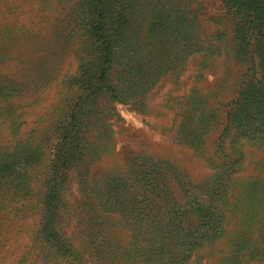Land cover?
Instances as JSON below:
<instances>
[{"label":"rangeland","instance_id":"obj_1","mask_svg":"<svg viewBox=\"0 0 264 264\" xmlns=\"http://www.w3.org/2000/svg\"><path fill=\"white\" fill-rule=\"evenodd\" d=\"M129 11L131 58L174 63L160 65L162 74L143 87L137 71L150 77L154 66L148 60L129 69L120 51L107 77L117 97L105 90L87 96L79 82L94 58L87 0H0V264H76L56 252L58 239L86 264H170L171 256L182 264L189 234L176 223L171 242L156 237L162 256L142 260L131 252L134 227L150 218L151 181H163L179 221L191 225L197 205L219 208L229 187L227 239L197 262L196 252L185 251V264H215L242 230L261 234L264 146L243 140L233 157L232 137L223 135L230 103L261 63L236 55L221 0H133ZM155 19L162 35L149 31ZM217 32L225 34L220 52L210 49L201 62ZM227 157L225 187L216 174ZM129 217L137 221L132 227ZM256 258L243 264H264Z\"/></svg>","mask_w":264,"mask_h":264},{"label":"trees","instance_id":"obj_2","mask_svg":"<svg viewBox=\"0 0 264 264\" xmlns=\"http://www.w3.org/2000/svg\"><path fill=\"white\" fill-rule=\"evenodd\" d=\"M221 2L224 4L227 18L231 22L230 41L234 46L232 48H234L236 55L245 56L249 54L250 59L257 57L259 64L261 63L260 71H257L258 76L249 78L244 82L226 112V125L223 129L225 134L223 135L232 137L229 145V148L231 146L229 155L234 157V155H239V146H241L243 140L264 146V0H221ZM87 4L91 11V22L88 31L94 42V58L89 64L84 65L83 74L79 80L85 95L89 96L94 91L105 90L117 97L112 85L108 83L107 77L110 65L114 60L118 59L120 51L125 52V55L120 58L126 59L123 64L129 69H134L138 62L142 64L150 61L154 66V72L150 75V77H154L151 80L148 77L149 71H137V78H139L143 87L152 83L155 78L162 74V71L158 68L160 65L174 63L172 59L167 57L150 58V60L146 56L139 59L131 58L135 55L132 52V17H130L129 11L133 0H87ZM160 20L151 21L149 26L151 34L162 35L161 29L164 24L161 25L162 22ZM224 35L222 32L215 34L213 41H210L209 45L204 47L206 54L203 55L204 58L201 62L205 63L209 59L210 49H214L211 54L220 52ZM201 44L203 43L201 42ZM203 115L204 112L202 113L200 109L195 117L201 119ZM200 130L204 131V128ZM219 152L222 153L223 151ZM224 157L226 159V156ZM229 160L230 157H227V161L223 160L221 173L218 172L216 174L218 181H221V185L225 187L227 186V180H230V178L224 175L223 168L230 170L231 167L227 166L230 162ZM224 172L226 173L227 170ZM162 182L151 181L148 185V196L145 197L144 211H146L145 215L150 218L149 221L146 220L143 227L140 226L141 229L139 231V227H134L133 229L135 230L133 236L136 238L134 245H132L131 252L133 255L136 253V257L142 260L145 258H157L158 254L162 256L158 246L159 240L156 237H160V239L171 238L173 236L171 229L176 223L178 226L181 225V230H188L187 234H189V238L182 241L183 250L178 255V259L181 260L182 264L186 262V257H183L185 251L188 252V257L193 252H196L194 254L197 257L196 262L205 256L207 258L208 256H214L212 250L217 241L223 238L227 239L226 225L227 221H229L227 212L230 210L226 207V198L229 193V187H223L221 190L222 200L218 199L220 202L219 208L213 207L212 203L206 200L199 203L202 198L197 197L198 201L194 199L200 205H197L198 218L196 224L191 225L186 221H179L182 211L177 206V203H169L167 201L168 196L163 189ZM248 193L250 195L249 198H252L251 191H248ZM186 204H183L184 210H186ZM248 208H250V205ZM238 210L240 209L238 208ZM129 218L132 220L126 218V223L132 227V224H136L137 221H134V217ZM258 226L261 229L260 235L253 237L252 233L248 234L247 231L242 230V236L239 234L235 236L237 240L235 248L230 251L229 255L217 257L215 264H243L252 257H257L256 259L264 258V244L259 245V241L264 242V220L258 221ZM148 228L155 234L150 236ZM49 235L54 236L51 229H49ZM58 237L56 236V238ZM257 238L260 240L257 241ZM168 241L171 242L169 239ZM54 244L56 252L69 258L71 263L86 264L84 256L71 244H66L64 240L60 239ZM171 258V261H166L173 264L174 257L171 256ZM179 263L177 261L175 264Z\"/></svg>","mask_w":264,"mask_h":264}]
</instances>
